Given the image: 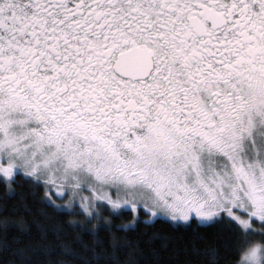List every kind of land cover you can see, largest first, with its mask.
Here are the masks:
<instances>
[{
	"label": "snow or ice",
	"instance_id": "1",
	"mask_svg": "<svg viewBox=\"0 0 264 264\" xmlns=\"http://www.w3.org/2000/svg\"><path fill=\"white\" fill-rule=\"evenodd\" d=\"M0 264H264V0H0Z\"/></svg>",
	"mask_w": 264,
	"mask_h": 264
}]
</instances>
